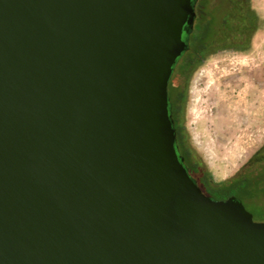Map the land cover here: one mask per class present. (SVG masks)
<instances>
[{
  "label": "water",
  "instance_id": "1",
  "mask_svg": "<svg viewBox=\"0 0 264 264\" xmlns=\"http://www.w3.org/2000/svg\"><path fill=\"white\" fill-rule=\"evenodd\" d=\"M194 0H0V264H264V221L176 148Z\"/></svg>",
  "mask_w": 264,
  "mask_h": 264
},
{
  "label": "rangeland",
  "instance_id": "2",
  "mask_svg": "<svg viewBox=\"0 0 264 264\" xmlns=\"http://www.w3.org/2000/svg\"><path fill=\"white\" fill-rule=\"evenodd\" d=\"M203 1L197 0L198 14ZM252 4L263 26L251 49L217 51L189 83L186 126L192 144L217 181L238 174L264 145V0H252ZM178 64L169 83L170 97ZM238 198L256 221H264V172L260 183L250 184Z\"/></svg>",
  "mask_w": 264,
  "mask_h": 264
},
{
  "label": "trees",
  "instance_id": "3",
  "mask_svg": "<svg viewBox=\"0 0 264 264\" xmlns=\"http://www.w3.org/2000/svg\"><path fill=\"white\" fill-rule=\"evenodd\" d=\"M197 0H194L196 7ZM263 20L252 0H204L193 27L188 28V49L178 58L180 65L175 80L170 111L176 129V148L184 164L203 191L215 199L246 193L250 184L260 183L264 172V145L235 176L217 181L191 141L185 114L189 83L197 69L219 50L247 52ZM185 83L186 89L180 90Z\"/></svg>",
  "mask_w": 264,
  "mask_h": 264
},
{
  "label": "flooded vegetation",
  "instance_id": "4",
  "mask_svg": "<svg viewBox=\"0 0 264 264\" xmlns=\"http://www.w3.org/2000/svg\"><path fill=\"white\" fill-rule=\"evenodd\" d=\"M179 89H180V90H185V89H186V85H185V83H184V84L181 83ZM171 100H172V98L170 97V103H171ZM170 113H171V111H170ZM171 117H172V115H171Z\"/></svg>",
  "mask_w": 264,
  "mask_h": 264
}]
</instances>
